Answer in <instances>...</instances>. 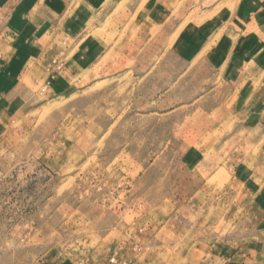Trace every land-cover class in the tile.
<instances>
[{"label": "rangeland", "instance_id": "1", "mask_svg": "<svg viewBox=\"0 0 264 264\" xmlns=\"http://www.w3.org/2000/svg\"><path fill=\"white\" fill-rule=\"evenodd\" d=\"M43 5L0 46V264H252L264 82L235 80L236 3Z\"/></svg>", "mask_w": 264, "mask_h": 264}, {"label": "crops", "instance_id": "2", "mask_svg": "<svg viewBox=\"0 0 264 264\" xmlns=\"http://www.w3.org/2000/svg\"><path fill=\"white\" fill-rule=\"evenodd\" d=\"M164 1L169 0H157V3L163 4ZM46 2L47 0H0V46L6 40V35L32 36L41 29L43 31L39 33L48 32L52 25L49 20L55 11L48 5L44 6ZM228 2L236 3V7L234 11H228L226 8L227 11L220 12L218 32H221L222 36L225 34L226 38L234 39L232 45L237 54L230 63L231 68L236 69L235 80L244 82L249 76H257L258 79L261 78L259 81L264 82V0H223L225 4ZM156 12V18H160L165 11L164 8L160 11L157 6ZM63 14H60V19ZM215 32L211 30V34ZM246 65L252 66L251 72H245ZM257 94V97L264 98V90ZM261 250L264 248H252V264H264V251ZM248 260L250 259L242 258L237 263L248 264Z\"/></svg>", "mask_w": 264, "mask_h": 264}, {"label": "bare ground", "instance_id": "3", "mask_svg": "<svg viewBox=\"0 0 264 264\" xmlns=\"http://www.w3.org/2000/svg\"><path fill=\"white\" fill-rule=\"evenodd\" d=\"M172 40H174V39H172ZM161 45V44H160ZM162 46V45H161ZM172 47V46H171ZM170 48V47H169ZM156 49H158V48H156ZM161 49V48H160ZM172 56V55H171ZM170 56V57H171ZM154 57V56H153ZM162 58V57H161ZM175 58V57H174ZM154 60H155V58H154ZM176 60V59H175ZM135 61V60H134ZM163 61V60H162ZM172 61V60H171ZM150 62H151V60H150ZM160 62V61H159ZM146 63V62H145ZM148 63V62H147ZM146 63V64H147ZM162 63V62H161ZM166 63H167V61H166ZM168 63H170V62H168ZM143 64V63H142ZM175 64V63H174ZM178 64V63H177ZM182 65V64H181ZM157 66V65H156ZM189 66V65H188ZM151 67V66H150ZM185 67V66H184ZM140 68H142V67H140ZM174 68V67H173ZM180 68V67H179ZM188 68V67H187ZM144 69V68H143ZM141 70V69H140ZM159 70V69H158ZM163 70V69H162ZM144 71V70H143ZM177 72H178V70H177ZM183 72V71H182ZM192 72H193V69H192ZM163 72H161V74H162ZM181 73V72H180ZM150 74V73H149ZM190 74V73H189ZM155 75V74H154ZM191 75V74H190ZM157 76H158V74H157ZM182 76V75H181ZM193 76V75H192ZM156 77V76H155ZM147 78V77H146ZM175 78V77H174ZM183 78V77H182ZM194 78V77H193ZM180 80V79H179ZM192 80V79H191ZM149 81V80H148ZM154 81V80H153ZM167 81H169V80H167ZM190 81V80H189ZM177 82V81H176ZM190 82H192V81H190ZM147 83V82H146ZM151 84H152V82H151ZM151 84H149V86L151 85ZM174 84V83H173ZM186 84V83H185ZM157 86V85H156ZM174 86V85H173ZM180 86V85H179ZM194 86V85H193ZM175 87H177V86H175ZM189 87V86H188ZM192 87V86H191ZM161 88V87H160ZM147 89V88H146ZM174 89V88H173ZM132 90V89H131ZM158 90V89H157ZM163 90V89H162ZM145 91V90H144ZM151 91V90H150ZM146 92V91H145ZM170 92V91H169ZM173 92H176V91H173ZM141 93V92H140ZM153 94H155V93H153ZM149 95H150V93H149ZM128 96V95H127ZM138 97V96H137ZM168 97V96H167ZM151 99V98H150ZM169 98H167V100H168ZM168 102H170V101H168ZM172 102V101H171ZM136 103V102H135ZM140 104V103H139ZM134 105H136V104H134ZM148 106V105H147ZM152 119V118H151ZM154 119V118H153ZM161 119V118H160ZM161 120H163V119H161ZM150 121V120H149ZM106 134V133H105ZM175 134V133H174ZM186 136V135H185ZM187 137V136H186ZM193 146V145H192ZM205 150V149H204Z\"/></svg>", "mask_w": 264, "mask_h": 264}]
</instances>
